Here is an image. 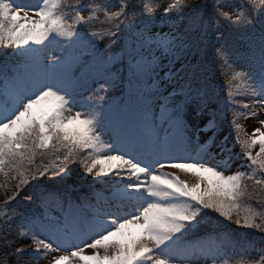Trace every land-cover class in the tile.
<instances>
[{
    "label": "snow or ice",
    "instance_id": "obj_1",
    "mask_svg": "<svg viewBox=\"0 0 264 264\" xmlns=\"http://www.w3.org/2000/svg\"><path fill=\"white\" fill-rule=\"evenodd\" d=\"M158 7L0 0V264H264V0Z\"/></svg>",
    "mask_w": 264,
    "mask_h": 264
},
{
    "label": "trees",
    "instance_id": "obj_2",
    "mask_svg": "<svg viewBox=\"0 0 264 264\" xmlns=\"http://www.w3.org/2000/svg\"><path fill=\"white\" fill-rule=\"evenodd\" d=\"M98 2H100V0H98ZM67 11V9H66ZM97 27H102L103 25L98 23L96 25ZM210 55V53H209ZM213 80V83L217 86H219L221 83H223L225 81V73L224 70H222V68L219 67H213L212 69V75L210 77ZM72 169H74V171L71 173V175L68 177L67 179V183L71 186H78L81 183H84V181L81 180L80 178V169L78 168L77 165H72L71 166ZM90 179V178H89ZM4 199L3 195L0 194V202H2ZM14 204L16 203L15 201L13 202ZM255 207H257L258 209L261 207L260 205H255ZM235 227V226H233ZM240 233H248L250 234V238H251V234L253 233V230H246V229H239L238 230ZM256 236L259 235V233H255ZM18 243H27L26 240H18ZM9 264H12V262L10 261Z\"/></svg>",
    "mask_w": 264,
    "mask_h": 264
},
{
    "label": "rangeland",
    "instance_id": "obj_3",
    "mask_svg": "<svg viewBox=\"0 0 264 264\" xmlns=\"http://www.w3.org/2000/svg\"><path fill=\"white\" fill-rule=\"evenodd\" d=\"M170 2H171V0H151L150 3L153 5V7H155L157 4L159 5V7L155 9L156 15H159L163 11L164 7H166L167 4H169ZM224 68H227V67H224ZM224 72L227 73V69ZM189 119L192 123H201L202 124L206 120V117L202 116V117L196 119V118H194V115H190ZM241 123H242L243 127L245 128V130L249 134L252 133L254 128L259 127V124L253 120H243V121H241ZM257 150H258V148H257ZM176 174L180 175V178L182 180H187L189 183L193 182V180H194V178L191 175L185 174V173H180L178 170H177ZM92 252H93V250L88 249L85 254H92ZM101 254H102V251H101ZM41 264H47V261H41Z\"/></svg>",
    "mask_w": 264,
    "mask_h": 264
}]
</instances>
